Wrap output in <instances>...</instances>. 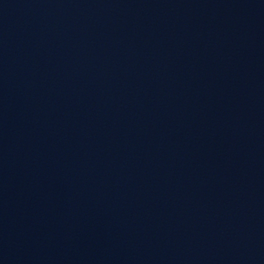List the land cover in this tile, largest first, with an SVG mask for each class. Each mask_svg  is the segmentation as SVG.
<instances>
[{"label": "water", "instance_id": "1", "mask_svg": "<svg viewBox=\"0 0 264 264\" xmlns=\"http://www.w3.org/2000/svg\"><path fill=\"white\" fill-rule=\"evenodd\" d=\"M0 264H264V0L0 2Z\"/></svg>", "mask_w": 264, "mask_h": 264}]
</instances>
